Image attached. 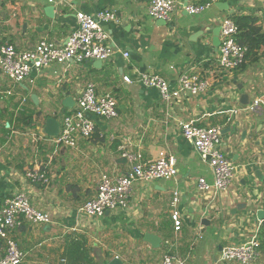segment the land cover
I'll list each match as a JSON object with an SVG mask.
<instances>
[{
    "label": "crops",
    "instance_id": "1",
    "mask_svg": "<svg viewBox=\"0 0 264 264\" xmlns=\"http://www.w3.org/2000/svg\"><path fill=\"white\" fill-rule=\"evenodd\" d=\"M175 1L170 21L162 22L148 16L150 0H0V46L9 44L19 52L41 40L65 44L76 29L77 12L108 10L115 16L103 25L114 51L108 61L51 66L21 83L0 72V204L23 191L30 205L51 219L37 225L21 220L11 232L23 254L21 264H107L115 258L122 264H161L165 255L175 257L174 264H236L220 263V251L248 241L253 229L261 244L255 264H264V226L256 217L264 212V105L254 113L240 110L264 98V50L242 72L225 73L214 46L224 18L254 16L264 33V0H220L194 16L183 7L204 0ZM187 70L208 79L210 88L172 106L138 81L142 74L157 75L174 88ZM124 76L132 83L124 82ZM235 82L242 85L239 93ZM88 84L98 96L113 95L117 118L91 117L89 140L79 139L73 147L56 145L55 137L44 133L45 121L55 119L60 129L62 117ZM241 96L247 97L246 104L240 103ZM190 121L220 127V149L236 168L216 210L205 207L197 189L200 178L212 182V171L180 134L179 123ZM28 130L39 143H20ZM122 151L141 155L143 162L155 161L161 152L172 155L177 176L134 184L126 209L99 219L79 216L77 209L95 196L101 176L115 180L131 168ZM37 170L46 184L26 180L27 172ZM177 189L179 233L170 220ZM241 204L245 209L232 215ZM146 235L157 237L159 246L146 242ZM2 248L0 242V254Z\"/></svg>",
    "mask_w": 264,
    "mask_h": 264
},
{
    "label": "built area",
    "instance_id": "2",
    "mask_svg": "<svg viewBox=\"0 0 264 264\" xmlns=\"http://www.w3.org/2000/svg\"><path fill=\"white\" fill-rule=\"evenodd\" d=\"M220 0H204L198 4H187L184 11L191 16L199 15ZM52 2V0H49ZM175 0H150L147 14L159 21H170V16L177 9ZM115 20L108 10L88 15L82 12L75 14L76 29L67 38L65 44L55 45L41 40L28 51L19 52L13 46H0V72L10 81L21 83L31 73L51 66H63L69 63L108 61L114 51L108 45V36L103 25ZM237 26L230 18L220 22L218 67L222 72L232 73L245 63L247 48L236 41ZM127 58L128 54L123 53ZM126 83H132L127 76ZM138 81L146 88L156 89L159 97L167 106L187 100L208 91L210 82L201 74L187 70L177 77L176 86L171 88L168 82L157 75L142 74ZM264 105V98H255L250 105L241 108L245 113L255 112ZM232 113L237 115L238 111ZM91 117L111 120L117 118L116 101L110 93L98 96L93 85L88 84L81 93L76 106L62 117L61 128L54 142L56 145L73 147L79 139L89 140L94 131ZM180 134L189 142L193 150L208 164L213 180L208 183L204 178L197 181V189L206 203L207 209L216 210L217 200L222 198L231 186L236 168L220 149L221 129L218 126L200 127L193 121L180 122ZM122 158L131 165L129 171L115 180L107 175L101 176L95 196L77 209V214L89 219H99L106 212L123 210L128 207L131 188L136 183L148 184L153 181H170L177 176L176 159L164 152L159 153L153 162H143L139 154L122 151ZM30 184H46L47 179L40 171L26 173ZM181 201L180 191L174 190L171 198L170 220L175 233L182 228V219L178 210ZM21 220L31 224H47L49 215L37 211L30 205L27 194L17 192L0 204V242L3 243L0 264H21L23 254L16 242L10 237ZM261 255L257 235L252 234L248 241L236 246H226L219 254L220 263L255 264ZM175 257L165 255L161 264H174Z\"/></svg>",
    "mask_w": 264,
    "mask_h": 264
},
{
    "label": "trees",
    "instance_id": "3",
    "mask_svg": "<svg viewBox=\"0 0 264 264\" xmlns=\"http://www.w3.org/2000/svg\"><path fill=\"white\" fill-rule=\"evenodd\" d=\"M231 20L237 26L239 32L236 41L247 48L245 63L235 71L237 73L242 72L246 65L258 62L259 54H261V50H264V33L258 26V19L254 16L231 17ZM21 123L29 124L27 120H22Z\"/></svg>",
    "mask_w": 264,
    "mask_h": 264
},
{
    "label": "water",
    "instance_id": "4",
    "mask_svg": "<svg viewBox=\"0 0 264 264\" xmlns=\"http://www.w3.org/2000/svg\"><path fill=\"white\" fill-rule=\"evenodd\" d=\"M219 6V5H217ZM164 22V21H162ZM219 33H220V27L218 28V34H215L216 36V39H215V42H214V46L215 47H219ZM95 62H98L99 61H95ZM236 84V82H235ZM242 90V85L240 84H236V93H239L240 91ZM240 103L241 104H246L247 103V97L246 96H241L240 97ZM64 105L69 107V104L67 101L64 102ZM58 132H59V127H58V123L55 119H52V118H49L45 121V128H44V133L47 137H50V138H53V137H56L58 135ZM245 209V205L241 204V205H237L235 207L234 210H232L231 214L232 215H235L237 212L241 211ZM256 217H257V220L258 221H261L260 225L264 226V212L263 211H258L256 213ZM255 230L253 229L252 230V233L253 234H256L254 233ZM146 242H148L152 247H158L159 246V239L153 235H146ZM107 264H122L118 259H113L111 260L110 262H108Z\"/></svg>",
    "mask_w": 264,
    "mask_h": 264
},
{
    "label": "rangeland",
    "instance_id": "5",
    "mask_svg": "<svg viewBox=\"0 0 264 264\" xmlns=\"http://www.w3.org/2000/svg\"><path fill=\"white\" fill-rule=\"evenodd\" d=\"M33 135H34V133L33 132H31L30 130H28V132H27V135L25 136H21L22 137V140H21V142L20 143H23V144H27V143H29V144H36V143H39L38 141H37V138L34 136L33 137ZM257 237H258V235H257Z\"/></svg>",
    "mask_w": 264,
    "mask_h": 264
}]
</instances>
